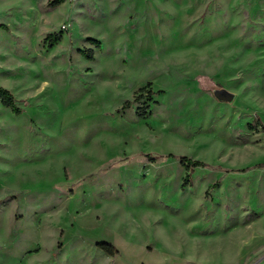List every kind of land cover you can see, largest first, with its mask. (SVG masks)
I'll list each match as a JSON object with an SVG mask.
<instances>
[{"label": "rangeland", "instance_id": "obj_1", "mask_svg": "<svg viewBox=\"0 0 264 264\" xmlns=\"http://www.w3.org/2000/svg\"><path fill=\"white\" fill-rule=\"evenodd\" d=\"M50 1L0 0V264H264V0Z\"/></svg>", "mask_w": 264, "mask_h": 264}, {"label": "trees", "instance_id": "obj_2", "mask_svg": "<svg viewBox=\"0 0 264 264\" xmlns=\"http://www.w3.org/2000/svg\"><path fill=\"white\" fill-rule=\"evenodd\" d=\"M64 1L65 0H51L50 6L55 7ZM61 38H62V32H52V33H49L47 36V39L51 40L50 45L56 44L58 41H60ZM91 41L93 43L100 45V41L96 39H91ZM90 51H91V54H89L88 56L90 58H93V50L90 49ZM131 104H132V101H126L123 104V107L124 108L129 107ZM1 105L10 108L13 112L18 113V114L21 113L23 110L22 107L18 104L17 99L15 95L13 94V92L7 87L0 84V106ZM259 123L261 125L262 130L264 131V124L261 122ZM180 159H181V162L185 164L188 168L207 165L204 161L199 160V159L190 158L187 155L180 156ZM99 246L112 255L118 252V249L112 244L101 243L99 244Z\"/></svg>", "mask_w": 264, "mask_h": 264}, {"label": "water", "instance_id": "obj_3", "mask_svg": "<svg viewBox=\"0 0 264 264\" xmlns=\"http://www.w3.org/2000/svg\"><path fill=\"white\" fill-rule=\"evenodd\" d=\"M221 98H223L224 100H227V101H232L234 99V94L227 92V93L221 95Z\"/></svg>", "mask_w": 264, "mask_h": 264}]
</instances>
